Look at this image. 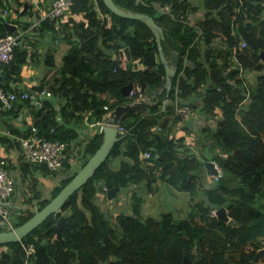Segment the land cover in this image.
I'll return each mask as SVG.
<instances>
[{
	"label": "trees",
	"instance_id": "obj_1",
	"mask_svg": "<svg viewBox=\"0 0 264 264\" xmlns=\"http://www.w3.org/2000/svg\"><path fill=\"white\" fill-rule=\"evenodd\" d=\"M114 1L124 9L152 15L164 28L165 53L170 48L179 52L170 90L172 103L165 110L160 102L148 111L125 114L121 123L126 132L120 133L94 175L23 240L0 244V264H25L23 243L35 249L28 257L30 264H229L227 249L251 243L253 250L243 252L237 264H253L257 241L264 239V0H205L195 26L189 19V0ZM98 5L103 15L98 14L93 0L73 1L72 11L84 13L87 22L65 24L62 64H56L54 49H48L45 65L55 73L53 77L45 73L41 83L29 89L53 93L43 108L34 111L35 124L48 139L72 140L75 131L68 128L66 119L83 117L86 111L101 118L106 112L104 104L109 102L114 108L120 103L115 94L121 95L122 87L129 83L144 81L148 88H155L164 82L163 64L152 69L122 65L120 47L130 48L133 61L158 51L149 25L112 12L103 0ZM1 18L0 14V36L10 31ZM8 21L19 22L9 17ZM27 23L24 29L29 27ZM38 28L56 32L55 40L61 38L55 20L47 18ZM241 40L248 46L236 55L233 48ZM29 55L23 44L15 47L14 60L5 67V85L3 81L0 85L11 89L8 82L21 79ZM176 103L190 105L200 116L193 122L194 129L185 127L197 132L192 146L198 143L199 152L185 144L184 136L170 138L171 115L176 121L187 119L176 113ZM213 118L216 123L211 125ZM103 137V132L92 137L83 157L94 154ZM145 151L151 152L154 162L143 160ZM207 160L221 169L218 178L208 174ZM66 163L71 167V160ZM23 164H19L21 169ZM32 166L39 164L27 163L25 171ZM72 177L59 181L44 198L33 184L35 194L27 204L21 203L23 211L15 214L16 226L45 206ZM159 181L188 194L190 208L184 216L174 210L158 216L142 213L146 198L138 190L154 193L160 188ZM133 185L130 209L110 213L107 191L119 186L123 196ZM36 199L40 202L32 210ZM221 206L227 208L233 224L214 214ZM60 215L69 221L63 240L50 230ZM1 230L6 227L0 226Z\"/></svg>",
	"mask_w": 264,
	"mask_h": 264
},
{
	"label": "built area",
	"instance_id": "obj_2",
	"mask_svg": "<svg viewBox=\"0 0 264 264\" xmlns=\"http://www.w3.org/2000/svg\"><path fill=\"white\" fill-rule=\"evenodd\" d=\"M74 0H51L50 5L47 9L37 12L34 16V22L29 26L37 27L43 20L51 19L55 20L57 27L60 29L58 36L63 39V35L66 33L65 24L71 26L73 21L79 19L87 22V18L84 13L73 12L72 4ZM96 10L99 15H103L100 11L98 0H93ZM164 8L159 7V10ZM35 13V12H34ZM10 14L8 8L2 10V16ZM27 21H30L27 20ZM16 25L15 31H7L0 36V76L4 74L5 67H7L14 60L15 47L19 45L20 40L24 37L26 29L20 26L18 23L9 21ZM191 25L195 26L196 23L193 21ZM197 27V26H196ZM28 29V28H27ZM248 46L246 40L239 41L234 46V53L237 55L238 51H242ZM123 53L124 49H123ZM125 57V55H124ZM126 61V60H125ZM126 64V63H125ZM137 96L135 100L142 97L151 98L146 92L141 91V83H133V87L130 91L129 97ZM53 97V93L48 89L34 90H10L4 85H0V115L9 109L13 108L18 100H31L35 106L40 109L43 108L46 99ZM151 100V99H150ZM170 100V97H169ZM103 108L109 112L113 107L107 103L104 104ZM176 113L184 118H189L192 114V108L188 104L175 105ZM99 125V132H103L105 125L110 124V117L104 116L101 120L97 121ZM119 133L126 132L123 124L118 122L116 124ZM161 130V126L157 127ZM17 149H21V153L18 154ZM143 156L150 158L151 152H143ZM25 157L29 163L45 165L49 170H56L65 165L66 160H73V155L68 150V144L65 140L60 139H48L40 131L35 122H31L26 130L14 131L12 127L8 125H0V222L7 229H13L15 224V212L17 211L14 206L16 203V188L17 182L15 178L16 166L19 161ZM218 173L221 169L217 166ZM218 178V174L213 175ZM216 214V211H214ZM1 226V225H0ZM23 247L27 253V259L25 264H30L28 257L35 251L33 246L25 245Z\"/></svg>",
	"mask_w": 264,
	"mask_h": 264
},
{
	"label": "crops",
	"instance_id": "obj_3",
	"mask_svg": "<svg viewBox=\"0 0 264 264\" xmlns=\"http://www.w3.org/2000/svg\"><path fill=\"white\" fill-rule=\"evenodd\" d=\"M2 1V3L0 4V14H2V10L4 8H8L10 11L11 9H13L14 16L12 17V20L15 21H19L18 24L20 26H23L24 22H30L27 23L29 26L32 25V23L34 22V16L37 12L43 11L45 9H47L50 5V1L51 0H0ZM190 3L192 4V8H190L191 10H189V19L191 21H193L194 23H198V21L200 20V16L203 13V7H204V2L205 0H189ZM24 3V5H23ZM35 12V13H34ZM2 16V15H1ZM9 17V15H8ZM30 21H27L29 20ZM78 21H83L81 19H79ZM14 22V21H12ZM27 25V26H28ZM56 32H47L44 29L41 28H30L28 27V29H26L25 32V40L24 37L20 40L19 45L22 44L29 48L30 51V55L28 56V60L27 63L25 65H23L22 67V71H21V79L19 81H11L8 82L11 86L10 90L13 89H18V90H29L31 87L38 85L41 83L42 79H43V73L40 75L41 71H45L44 67H48L47 65H45V55L48 49H54V53L56 55V64L57 65H61L62 64V57L63 54L66 50V46H65V42L64 40L56 39L55 40V34ZM30 35V37H26V35ZM218 40L222 41L223 38L221 35L218 36ZM173 53V49L170 48L169 51L166 52V56L170 59ZM126 60V61H125ZM144 58L137 59L136 61H131V67H134V65H136L137 67L143 68V69H148V68H158L161 65L160 62V57L158 55V51H156V61H157V65L154 67H149L147 65H145L143 63ZM126 63V64H125ZM128 61H127V57L125 54V57L122 61V65L123 66H127ZM50 68V67H48ZM49 70V69H48ZM47 70V71H48ZM47 73V72H46ZM2 76H6L5 72ZM255 78L253 76H251V79ZM7 79V78H6ZM0 81H5V78L0 80ZM7 83V84H8ZM135 83H140L139 81H136ZM164 83V82H163ZM5 85V82H4ZM166 90H163L160 94L158 95H150L151 98H147L148 100H152V102H154L155 104L157 103H162V109H163V101L166 98V93H164ZM106 97L108 98V100L111 102L113 101L111 95L107 94ZM23 101H27V100H18L16 102V104L14 105L13 110L4 112L3 114L0 115V125H8L10 127H12L13 129H15L14 131L18 132V131H23L26 130L27 127L30 125L31 122H35V115H34V111H35V104H33L31 102L30 103H25ZM64 101V100H63ZM65 102V101H64ZM109 103V102H108ZM172 101L171 99L168 101L167 105L171 104ZM167 107V106H166ZM146 108L145 111H148ZM197 110V109H196ZM107 112V111H106ZM106 112L102 115L101 118H96L93 114L92 111H86L83 113V117L78 118L76 117H68L66 120L68 128L74 129L75 131V136L73 137L72 140H65L68 144V150L69 152L75 156L76 151H79L80 148L84 149L86 144L88 143L89 140H91L92 137H94L96 134H99V125L97 124L98 120H101ZM221 112L219 114V116H221ZM174 115H171V120H170V124L169 126H172L171 129V133H170V138H175V140H177L176 138H180V137H185V141L186 143L190 142V137L186 134L187 130L185 127H190L191 129H194V124L193 122H198V118L200 116L197 115V111L193 112V114L187 118L185 121H176ZM200 119V118H199ZM176 121V122H175ZM61 122H63V120H61ZM85 144V145H84ZM183 152V150H182ZM143 155V154H142ZM120 160L117 159L116 161ZM21 161H19V163L14 166L16 168H18L19 164ZM159 190L156 193H159L163 190H165V188H163L161 181H159ZM165 185V184H164ZM135 188V185H133L131 187V189L126 190L125 194L122 196V193L117 192V198L114 199H109L108 201H111V204H108L110 202L107 201V209L109 210L110 213H113V215H116L118 212H120L121 210H126V209H130V205H131V194H132V190ZM136 189V188H135ZM163 189V190H162ZM138 191H142V194H146V201L143 205L142 208V213L145 216H149V215H159L161 213H159L160 208L158 209L155 208V206L151 205L149 206V197L150 195H154L156 194L154 193H145L143 192V189H139ZM188 195V194H187ZM186 195V197H187ZM45 196V197H49ZM104 197V195H102V198ZM125 197V198H124ZM145 197V196H144ZM18 195L16 196V202H18L20 205L22 204H27L26 199L24 201H22V197L19 198V200L17 199ZM189 198V197H188ZM18 200V201H17ZM114 205L119 204L120 206H113ZM190 208V206H189ZM171 209V208H170ZM174 209V208H173ZM173 209L169 210V211H173ZM164 211V212H169ZM230 216V215H229ZM262 242H264V239H259ZM261 246L258 244V247L256 249V253L258 252V250H260ZM1 250V249H0ZM253 250V247L251 245V243H245L240 245V247L238 248H230L227 249L225 251V255L229 261V264H237L238 261L242 258L243 256V252H249ZM256 255V254H255ZM255 262V257L253 259V264ZM260 264H264V257L260 258Z\"/></svg>",
	"mask_w": 264,
	"mask_h": 264
},
{
	"label": "water",
	"instance_id": "obj_4",
	"mask_svg": "<svg viewBox=\"0 0 264 264\" xmlns=\"http://www.w3.org/2000/svg\"><path fill=\"white\" fill-rule=\"evenodd\" d=\"M103 2L112 12L120 16L142 20L143 22L147 23L151 30L154 32L157 40L158 55L160 57L161 64L164 65L166 75L164 83L155 88H148L147 83L142 81L141 91H146L149 95L154 96L160 94L163 90H166V98L163 101V110H165L170 97L173 77L176 75L178 64L180 62L179 52L177 50H173L170 59L166 56L165 50L163 48V41L166 38L164 28L156 21V19L152 15L145 12L124 9L116 4L114 0H103ZM1 20L8 30L15 31L16 25L10 23L7 16H2ZM124 52L128 61L127 67H131L132 56L130 48L125 47ZM261 56L264 58V50L261 52ZM143 63L149 67L156 66V51L147 52L144 56ZM4 78L6 79L7 76H0V80ZM132 87L133 83H129L122 87L121 95L115 94L121 102L118 103L111 111L106 112L105 117H110V124L104 126L103 142L95 151V153L92 154L84 164H80L74 159L71 160V168L74 170L72 179L58 192L57 195H55L40 210L36 211L24 223L15 226L13 229L1 230L0 244L23 240L25 236H27L32 230L38 227L45 219H47L49 215L58 212L65 204L67 199L79 188H81L107 159L115 143L121 138L116 124L122 120L123 116L129 112H138L155 105L152 100H148L144 97L138 100L122 102L124 98L129 97ZM143 160L151 162L155 161V159L152 157H143ZM205 166L207 168L208 174H218V169L214 161H205ZM119 189V186L109 189L107 191L108 198H114ZM216 215L219 219L228 221L229 224H233L235 221L232 217L229 216L227 208L225 206H221L220 208H218L216 210ZM68 227L69 221L67 220L66 216L60 215L57 218L56 222L51 225L50 230L56 233V237L58 239L63 240V230L68 229ZM257 244H259L261 248L255 255L254 264H260V258L264 257V242L258 240Z\"/></svg>",
	"mask_w": 264,
	"mask_h": 264
},
{
	"label": "rangeland",
	"instance_id": "obj_5",
	"mask_svg": "<svg viewBox=\"0 0 264 264\" xmlns=\"http://www.w3.org/2000/svg\"><path fill=\"white\" fill-rule=\"evenodd\" d=\"M14 13L15 12L13 11V9H11L10 14H9L10 20L14 16ZM23 40H25V37ZM120 49L123 50L124 48L120 47ZM124 55H125V53L122 54V61L124 59ZM44 69L47 72V76L53 77V75L55 73V72L52 73L53 69L48 68V67H44ZM46 72L41 71L40 75L43 73V76H44V74ZM209 123H211V125L215 124L216 118L209 120ZM186 134L190 137V139H189L190 142L189 143L187 142L185 144L187 146L191 147L193 145V143L196 141L195 140L196 139L195 134H197V132L196 131L191 132V131L187 130ZM199 150H200V148H199L198 143H197L193 147V151L199 152ZM17 151H18V154L21 153V149L20 150L17 149ZM181 153L184 154V151ZM88 158L83 157V149L80 148L79 151H76L75 158H73V159L76 160L80 164H84L88 160ZM21 161H22V164L24 163L23 168L21 169L20 165H19L17 170L15 171V178H16V182H17L16 196L18 195V198H17L18 200L20 197H22V201H24L26 199L25 202H28L29 198H31V196H33L35 194V190L33 189V184H37L38 190H40L42 198H44L45 196L52 194L54 186L59 181L65 179V178H68L74 174V170L71 167H69L67 165V163L63 167H60L56 170H49L46 166H43L42 164H40L38 167L32 166L31 169L26 172L24 165L29 163V161L25 157H22ZM208 177H210V176H208ZM161 184H162L163 188H165V190L162 189L163 193H162V191L159 193H156L157 192L156 191L155 192L156 194H154L152 196L150 195V197H149L150 199L148 201L150 203L149 206L150 205H151V207L155 206V208H157V206H158V209L160 208L159 213L167 211V210L169 211V210L174 208L173 209L174 211H177L181 216H184L186 214V212L189 210L190 197L189 196L186 197L187 194L185 192L177 191L176 189H174L173 187H171L168 184L164 185V182ZM144 196L147 199L146 194H144ZM39 202H40V200L36 199L35 203H34L35 208L31 207V209L36 210ZM108 202H110L108 204H111V201H108ZM14 206L17 209L15 214L18 215L21 211H23V207L20 208L21 205L18 202H16ZM113 206H120V205L119 204L114 205V203H113ZM0 225L4 226L1 222H0ZM55 237H56V234H55Z\"/></svg>",
	"mask_w": 264,
	"mask_h": 264
}]
</instances>
